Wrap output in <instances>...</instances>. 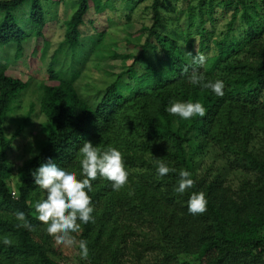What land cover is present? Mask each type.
Instances as JSON below:
<instances>
[{
    "label": "trees",
    "instance_id": "obj_1",
    "mask_svg": "<svg viewBox=\"0 0 264 264\" xmlns=\"http://www.w3.org/2000/svg\"><path fill=\"white\" fill-rule=\"evenodd\" d=\"M23 1L0 0V10L5 11L0 47L15 43L16 59L22 56L29 33L10 11ZM180 2L181 9L186 6L188 16L193 15L195 6ZM228 2L233 11L218 36L213 0L206 9L202 0L197 25L180 39L160 30L162 0H153L152 24L140 27L139 53L115 75L94 106L78 94L72 77L54 83L51 62L38 95L44 139L38 152L17 167L14 190L9 185L13 163L8 152L30 124L33 106L8 138L9 109L28 83L0 68V264H60L64 251L36 218L34 205L46 193L34 184L32 172L51 159L79 177V149L85 140L101 150L117 148L129 176L118 191L104 178L92 181L89 195L95 222L82 224L74 234L87 241L84 264H124L122 251L129 241L137 259L156 252L154 264H264V0ZM106 4L78 0L66 21L65 43L74 46L89 9L104 12ZM225 14L221 10V16ZM30 21L34 36L43 38L47 22L40 0H31ZM197 53L206 56L198 71L206 80H222L223 96L189 82ZM124 74L126 83L121 80ZM170 101H198L206 115L188 120L172 115L166 110ZM157 159L189 171L194 187L176 193L178 171L158 177ZM230 174L241 176L235 188ZM200 191L207 210L193 215L187 201L192 192ZM17 211L25 213L31 230L18 227ZM147 223L153 234L130 240ZM5 238L12 243L6 245Z\"/></svg>",
    "mask_w": 264,
    "mask_h": 264
},
{
    "label": "rangeland",
    "instance_id": "obj_2",
    "mask_svg": "<svg viewBox=\"0 0 264 264\" xmlns=\"http://www.w3.org/2000/svg\"><path fill=\"white\" fill-rule=\"evenodd\" d=\"M102 1L107 3V8L100 13L95 12L92 7L89 9L84 23L78 27V37L72 47L64 41L66 21L76 11L78 0H40L47 26L46 37L43 35L39 40L33 34L30 21L31 0H24L10 11L19 27L29 33V37L23 43L22 56L19 59L14 56L15 43L0 47V68H6L28 83L26 89L13 100L9 109L5 122L8 138L33 106L30 124L14 139L8 152L13 163V172L9 180L10 188L13 190L19 182L17 167L38 152L40 141L44 139L42 124L45 118L39 110L38 95L39 86L46 77L50 63H54L56 70L54 83H58L63 77L68 79L72 77L78 94L89 105L94 106L115 75L124 71L140 51L142 41L140 27L152 24L150 5L153 0H110V3L107 0ZM200 2L202 0H188V6L196 8L193 15L188 16L186 6L181 9L180 0H162L160 30L176 34L182 39L185 32L191 31L197 25L199 18L197 8ZM208 2L209 0H203L204 9L207 8ZM213 8L216 18L214 33L218 36L219 31L225 29L233 6L228 0H213ZM223 9L226 14L221 16ZM4 15L5 11L0 10V22ZM125 16L129 18L126 20ZM55 51L57 52L54 54ZM121 80L126 83L127 75H122ZM240 177L239 174H230L229 182L233 188L239 183ZM262 232L264 234V229ZM152 234V227L147 223L140 226V230L131 236L130 240L140 241L144 236L150 237ZM59 247L64 251L60 257V264H84L85 259L81 258L78 246ZM122 253L124 264L155 262L154 251H149L141 259H137L131 241L125 245Z\"/></svg>",
    "mask_w": 264,
    "mask_h": 264
},
{
    "label": "clouds",
    "instance_id": "obj_3",
    "mask_svg": "<svg viewBox=\"0 0 264 264\" xmlns=\"http://www.w3.org/2000/svg\"><path fill=\"white\" fill-rule=\"evenodd\" d=\"M205 63L206 56L202 53H197L192 57L189 82L210 89L217 96H223L224 82L206 80L204 75L198 71L197 66H203ZM188 71L189 67L185 66L183 72ZM166 110L185 120L206 115L205 107L198 101H170ZM79 152L81 155L79 177L76 172L58 166L51 159L41 163L32 172L34 184L46 193V197L36 202L34 208L38 214L36 218L47 225L46 231L57 245L78 246L81 258L87 259L89 254L87 241L77 240L74 234L81 231L82 224L95 222L94 206L89 195L92 191V181L98 177L104 178L112 183L113 190L118 191L127 184L129 173L125 168L122 153L115 147L101 150L85 140ZM155 166L158 177L178 171V185L174 189L176 193L183 194L194 187L195 181L191 178L189 171L177 170L160 159L155 161ZM15 198L19 199V195ZM187 209L193 215L203 214L207 210L204 192H192L187 201ZM15 215L20 222L18 227L31 230L32 225L24 212L17 211ZM4 243L10 245L12 242L5 238Z\"/></svg>",
    "mask_w": 264,
    "mask_h": 264
},
{
    "label": "built area",
    "instance_id": "obj_4",
    "mask_svg": "<svg viewBox=\"0 0 264 264\" xmlns=\"http://www.w3.org/2000/svg\"><path fill=\"white\" fill-rule=\"evenodd\" d=\"M12 197H14V198L16 197V194H15V192H12Z\"/></svg>",
    "mask_w": 264,
    "mask_h": 264
}]
</instances>
